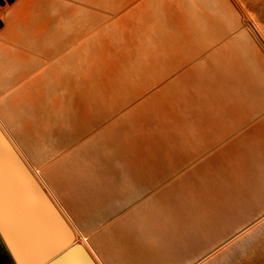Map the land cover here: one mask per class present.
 <instances>
[{"label":"crops","instance_id":"crops-1","mask_svg":"<svg viewBox=\"0 0 264 264\" xmlns=\"http://www.w3.org/2000/svg\"><path fill=\"white\" fill-rule=\"evenodd\" d=\"M0 21V124L99 264H264L260 7L17 0Z\"/></svg>","mask_w":264,"mask_h":264},{"label":"water","instance_id":"water-1","mask_svg":"<svg viewBox=\"0 0 264 264\" xmlns=\"http://www.w3.org/2000/svg\"><path fill=\"white\" fill-rule=\"evenodd\" d=\"M76 234L0 124V239L14 264H99Z\"/></svg>","mask_w":264,"mask_h":264},{"label":"rangeland","instance_id":"rangeland-1","mask_svg":"<svg viewBox=\"0 0 264 264\" xmlns=\"http://www.w3.org/2000/svg\"><path fill=\"white\" fill-rule=\"evenodd\" d=\"M255 4L256 8L260 7V12L264 16V0H248ZM0 264H14L6 246L0 239Z\"/></svg>","mask_w":264,"mask_h":264},{"label":"trees","instance_id":"trees-1","mask_svg":"<svg viewBox=\"0 0 264 264\" xmlns=\"http://www.w3.org/2000/svg\"><path fill=\"white\" fill-rule=\"evenodd\" d=\"M17 0H0V6L5 7L8 5H12L15 3ZM3 27V23L0 21V29Z\"/></svg>","mask_w":264,"mask_h":264},{"label":"bare ground","instance_id":"bare-ground-1","mask_svg":"<svg viewBox=\"0 0 264 264\" xmlns=\"http://www.w3.org/2000/svg\"><path fill=\"white\" fill-rule=\"evenodd\" d=\"M84 245V244H83ZM85 246V245H84Z\"/></svg>","mask_w":264,"mask_h":264}]
</instances>
